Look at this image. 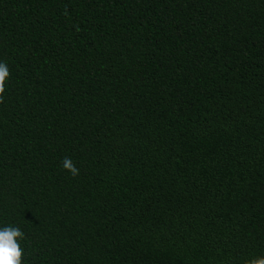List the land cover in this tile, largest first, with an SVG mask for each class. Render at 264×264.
<instances>
[{"label": "trees", "instance_id": "obj_1", "mask_svg": "<svg viewBox=\"0 0 264 264\" xmlns=\"http://www.w3.org/2000/svg\"><path fill=\"white\" fill-rule=\"evenodd\" d=\"M0 61L22 264L264 256V0H0Z\"/></svg>", "mask_w": 264, "mask_h": 264}, {"label": "clouds", "instance_id": "obj_2", "mask_svg": "<svg viewBox=\"0 0 264 264\" xmlns=\"http://www.w3.org/2000/svg\"><path fill=\"white\" fill-rule=\"evenodd\" d=\"M10 75L6 62L0 61V103H3L5 82ZM63 169L70 172L72 177L79 175V169L70 157H64L61 161ZM24 238V233L18 227L0 228V264H22L24 255L19 240ZM245 264H264V256L246 260Z\"/></svg>", "mask_w": 264, "mask_h": 264}]
</instances>
